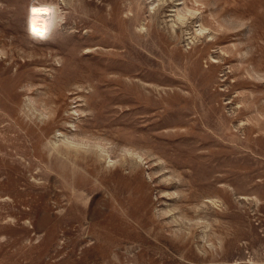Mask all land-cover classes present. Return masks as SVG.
<instances>
[{"label":"rangeland","instance_id":"rangeland-1","mask_svg":"<svg viewBox=\"0 0 264 264\" xmlns=\"http://www.w3.org/2000/svg\"><path fill=\"white\" fill-rule=\"evenodd\" d=\"M4 13L0 264H264V0Z\"/></svg>","mask_w":264,"mask_h":264},{"label":"bare ground","instance_id":"bare-ground-1","mask_svg":"<svg viewBox=\"0 0 264 264\" xmlns=\"http://www.w3.org/2000/svg\"><path fill=\"white\" fill-rule=\"evenodd\" d=\"M36 8H41V9H47L48 11H42L40 13H35L33 11V9H36ZM51 8L49 6H45V5H32L29 7V35L30 36H33L31 33H35L36 36H34V38H42V37H46L47 33H48V30H49V26H48V17L51 15ZM1 18L0 19H3V18H9L10 20H12V17H9V15L7 13H4L0 16ZM34 21H40L42 22L41 23V26L39 28L36 27ZM11 33V30H8L6 33ZM43 33L44 35L41 36V35H38V33Z\"/></svg>","mask_w":264,"mask_h":264},{"label":"clouds","instance_id":"clouds-1","mask_svg":"<svg viewBox=\"0 0 264 264\" xmlns=\"http://www.w3.org/2000/svg\"><path fill=\"white\" fill-rule=\"evenodd\" d=\"M35 10L36 11H34V12L37 13V14L43 11V9H41V8H36ZM34 23H35L36 27L39 28L41 26V23L42 22H40V21H34Z\"/></svg>","mask_w":264,"mask_h":264},{"label":"snow or ice","instance_id":"snow-or-ice-1","mask_svg":"<svg viewBox=\"0 0 264 264\" xmlns=\"http://www.w3.org/2000/svg\"><path fill=\"white\" fill-rule=\"evenodd\" d=\"M33 11H36L35 9H33ZM43 11H48L47 9H43ZM38 35H41L43 36L44 34L41 32V33H38Z\"/></svg>","mask_w":264,"mask_h":264}]
</instances>
